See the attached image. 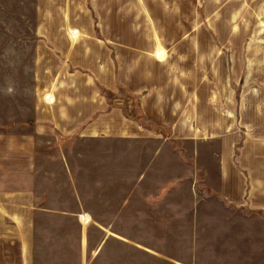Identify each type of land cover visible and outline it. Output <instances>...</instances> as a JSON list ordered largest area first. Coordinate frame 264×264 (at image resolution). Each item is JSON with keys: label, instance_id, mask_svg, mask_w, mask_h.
<instances>
[{"label": "crops", "instance_id": "crops-1", "mask_svg": "<svg viewBox=\"0 0 264 264\" xmlns=\"http://www.w3.org/2000/svg\"><path fill=\"white\" fill-rule=\"evenodd\" d=\"M50 5L68 60L0 127V264H264V0H229L221 98L216 50L154 43L186 0Z\"/></svg>", "mask_w": 264, "mask_h": 264}, {"label": "rangeland", "instance_id": "rangeland-1", "mask_svg": "<svg viewBox=\"0 0 264 264\" xmlns=\"http://www.w3.org/2000/svg\"><path fill=\"white\" fill-rule=\"evenodd\" d=\"M186 1L187 5L180 6L184 17L155 22L154 43L161 44L158 32L166 42L179 39L178 45L194 43L216 50L217 57L210 61L212 67L217 65L219 98L224 97L225 86L229 89V0H191L195 4ZM51 2L55 0H0V127L16 125L31 116L38 96H47V86L41 82L68 60L50 49V44L64 40L60 37L56 42L57 37H49V32L55 33L63 23L57 18V7L50 11ZM240 22L233 20L235 28L240 27ZM205 72L203 69V80ZM222 101L223 108L226 101ZM213 103L217 104L215 100ZM225 108L221 110L219 99V127Z\"/></svg>", "mask_w": 264, "mask_h": 264}]
</instances>
